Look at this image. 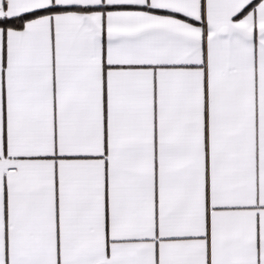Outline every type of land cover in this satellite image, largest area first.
Instances as JSON below:
<instances>
[{
	"label": "snow or ice",
	"instance_id": "1",
	"mask_svg": "<svg viewBox=\"0 0 264 264\" xmlns=\"http://www.w3.org/2000/svg\"><path fill=\"white\" fill-rule=\"evenodd\" d=\"M0 264H264V0H0Z\"/></svg>",
	"mask_w": 264,
	"mask_h": 264
}]
</instances>
